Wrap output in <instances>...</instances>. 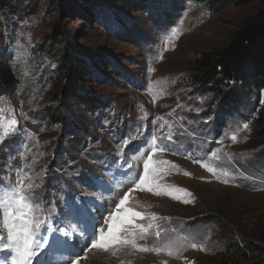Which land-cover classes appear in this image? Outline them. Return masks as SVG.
I'll list each match as a JSON object with an SVG mask.
<instances>
[{"label":"rangeland","instance_id":"374dc122","mask_svg":"<svg viewBox=\"0 0 264 264\" xmlns=\"http://www.w3.org/2000/svg\"><path fill=\"white\" fill-rule=\"evenodd\" d=\"M260 8L0 0V66L11 79L0 111L18 125L0 143V264H11L5 211L20 196L47 221L30 264H246L234 250L248 243L264 261V92L231 85L234 102L223 103L189 80L195 58ZM69 83L97 109L57 111ZM150 154L161 175L151 191H130ZM125 193L145 238L93 248Z\"/></svg>","mask_w":264,"mask_h":264},{"label":"trees","instance_id":"16d2710c","mask_svg":"<svg viewBox=\"0 0 264 264\" xmlns=\"http://www.w3.org/2000/svg\"><path fill=\"white\" fill-rule=\"evenodd\" d=\"M197 1L205 3L212 12H218L228 7L247 6L259 0ZM189 80L191 86L199 91L209 88L212 97L220 102L224 101L223 103L233 104V85H240L257 95L264 92V0H261V8L244 20L226 45L201 53L195 58ZM10 84L9 73L0 66V85ZM78 87L76 84H67L64 92L56 98L60 99L57 111L70 108L72 103H83L89 109H97L100 105L98 100L84 101ZM57 120L61 121L62 117L57 116ZM256 121L258 125L264 124V104L257 112ZM242 247V250H234L237 259L246 264H264V261H254L258 252L256 247L249 243Z\"/></svg>","mask_w":264,"mask_h":264},{"label":"snow or ice","instance_id":"6c2138e0","mask_svg":"<svg viewBox=\"0 0 264 264\" xmlns=\"http://www.w3.org/2000/svg\"><path fill=\"white\" fill-rule=\"evenodd\" d=\"M18 127L17 121L14 118H6L2 111H0V143L7 138L10 133L9 129L15 132ZM247 127V125H245ZM235 139V137H233ZM155 142V141H154ZM157 148H153L155 152ZM160 151H167L163 146H159ZM167 163V162H165ZM143 174L140 175L139 181L135 183V189L143 190L145 185L148 186V190H152V184L158 175H161V170L159 168L152 167V155L150 154L148 159L144 161L143 164ZM209 171H213L209 169ZM185 195H189L185 193ZM129 193H125L123 198L119 200L116 205V209L111 213L110 221L107 223L106 232L101 229L98 238H94L92 241V247H102L107 250L113 244H124L132 245L135 247L136 238H145L147 229H145L143 224L137 223L138 220H143L144 216L141 212L134 210L129 205ZM25 197L20 196L19 200L16 202L15 212L12 208H7L5 211V217L15 221L12 223L8 229L7 240L8 245L13 251L11 264H30L31 257L35 253L37 248H40L42 244L47 243L40 238L41 229L46 225L45 220H39L30 217V213L24 210L31 209V205L25 203ZM187 203L188 201L185 200ZM149 228L151 225L148 226ZM65 236L66 232L63 233ZM159 235V232H157ZM193 248L196 247L195 244L192 245ZM147 250V249H141ZM73 264H76L74 261Z\"/></svg>","mask_w":264,"mask_h":264},{"label":"bare ground","instance_id":"6f19581e","mask_svg":"<svg viewBox=\"0 0 264 264\" xmlns=\"http://www.w3.org/2000/svg\"><path fill=\"white\" fill-rule=\"evenodd\" d=\"M109 204H110V203H109ZM111 205H112V204H111ZM71 233L74 234V233H77V232H76V230H75V232H71ZM71 238H72L71 236L68 238L69 242H70ZM82 238H83V237H82ZM73 244H74V241L71 242V246H74Z\"/></svg>","mask_w":264,"mask_h":264}]
</instances>
